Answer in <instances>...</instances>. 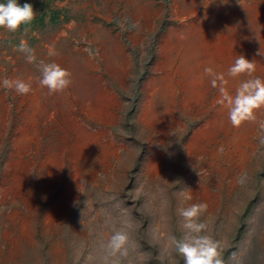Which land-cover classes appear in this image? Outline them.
Instances as JSON below:
<instances>
[{"label":"rangeland","instance_id":"rangeland-1","mask_svg":"<svg viewBox=\"0 0 264 264\" xmlns=\"http://www.w3.org/2000/svg\"><path fill=\"white\" fill-rule=\"evenodd\" d=\"M19 2L36 16L0 28V81L32 90L0 86V264H184L171 238L193 203L223 264H264V109L233 127L203 71L234 95L243 55L264 79V0ZM41 61L71 85L40 87Z\"/></svg>","mask_w":264,"mask_h":264},{"label":"clouds","instance_id":"clouds-1","mask_svg":"<svg viewBox=\"0 0 264 264\" xmlns=\"http://www.w3.org/2000/svg\"><path fill=\"white\" fill-rule=\"evenodd\" d=\"M35 16L36 11L30 3L21 5L19 0L0 2V28L11 32L18 31L22 25L30 24ZM18 51L25 54L28 63L36 61L34 50L29 48L25 41L21 40ZM55 54L54 49L49 46L48 55ZM258 54L264 55V46L261 45ZM203 71L210 77L211 86L217 89L219 96L216 103L228 110V118L233 127H240L246 122L253 121L257 111L264 109V79L254 76L257 71L254 60H249L243 55L236 56L233 64L228 68V77H248L235 89L234 95L227 88L228 80L224 73H218L212 67H205ZM40 72L38 84L42 88H47L49 94L63 92L72 83L71 73L57 63L46 64L41 61ZM0 86L14 91L17 95H27L32 90L29 83L7 77L0 81ZM186 198L191 199L190 196ZM206 210L205 203H193L179 210L186 234L179 240L175 237L171 238V244L183 257L184 264H223L219 242L203 234L206 225L199 222L200 216ZM127 243L126 233L117 231L112 235L109 247L113 252L121 253Z\"/></svg>","mask_w":264,"mask_h":264}]
</instances>
